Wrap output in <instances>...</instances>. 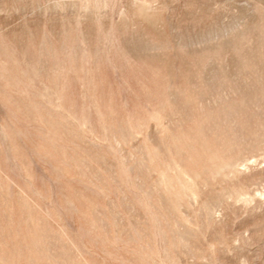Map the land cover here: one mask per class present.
Returning a JSON list of instances; mask_svg holds the SVG:
<instances>
[{"label":"rangeland","instance_id":"1","mask_svg":"<svg viewBox=\"0 0 264 264\" xmlns=\"http://www.w3.org/2000/svg\"><path fill=\"white\" fill-rule=\"evenodd\" d=\"M0 264H264V0H0Z\"/></svg>","mask_w":264,"mask_h":264}]
</instances>
